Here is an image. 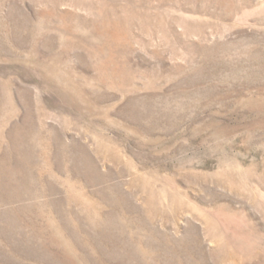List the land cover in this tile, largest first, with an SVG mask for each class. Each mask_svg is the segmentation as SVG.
Here are the masks:
<instances>
[{"label":"rangeland","instance_id":"374dc122","mask_svg":"<svg viewBox=\"0 0 264 264\" xmlns=\"http://www.w3.org/2000/svg\"><path fill=\"white\" fill-rule=\"evenodd\" d=\"M0 264H264V0H0Z\"/></svg>","mask_w":264,"mask_h":264}]
</instances>
